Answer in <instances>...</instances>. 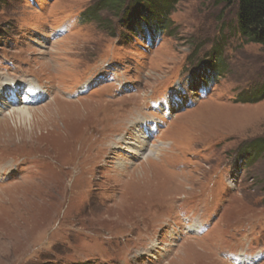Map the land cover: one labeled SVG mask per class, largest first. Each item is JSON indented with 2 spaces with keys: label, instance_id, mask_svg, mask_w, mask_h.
<instances>
[{
  "label": "rangeland",
  "instance_id": "374dc122",
  "mask_svg": "<svg viewBox=\"0 0 264 264\" xmlns=\"http://www.w3.org/2000/svg\"><path fill=\"white\" fill-rule=\"evenodd\" d=\"M98 1L0 0L34 115L0 91V264H264V46L236 4ZM138 118L148 160L109 145Z\"/></svg>",
  "mask_w": 264,
  "mask_h": 264
},
{
  "label": "bare ground",
  "instance_id": "6f19581e",
  "mask_svg": "<svg viewBox=\"0 0 264 264\" xmlns=\"http://www.w3.org/2000/svg\"><path fill=\"white\" fill-rule=\"evenodd\" d=\"M5 82L6 81H2L0 83V91L3 88H5V87H6L5 89H7V90L11 89V90H10V95L9 96H4V97H7V99L3 100L2 104L3 105H10L11 107H13V109L11 111H9L6 116H10L11 114L15 113L14 116L19 121V123L20 122H28L26 117L30 116V118H31L32 115H33V111H30V109L25 107L24 104L21 105V102L17 101V98H16L17 95L15 94L16 93V89H15L16 86L14 85V83L11 84V83H5ZM36 87L37 86H35L33 84H30V83L26 86L27 89L24 92V96H23V98H24L23 100L24 101L23 102H26L30 97H35L36 98L37 95L40 96L39 92L36 89ZM1 97L2 96L0 95V98ZM163 108H165V107H163ZM38 117H41V115L38 116ZM6 119H10V118L7 117ZM138 119H140V122L138 121ZM138 119H136V122L139 123L138 125L136 124V122H134L135 125L132 126L133 129L131 127H129L130 133L133 134L131 139H130V136L126 137V134L128 132H125V134L123 136H119L116 140L114 138L109 145H115L114 144L115 141H116V145H118L122 141H124L126 144H135L136 145L135 149H134L135 154L138 155V154L141 153V155H142L143 152L146 151L147 154H146L145 160H148L151 157L157 156L162 148L158 147V146H150V148H146V143H147V141H146V133L147 132L151 133V128L147 127L146 123L147 122L151 123V122H154V121L153 120H151V121L148 120L147 121V120H143L141 118H138ZM153 124H155V123H153Z\"/></svg>",
  "mask_w": 264,
  "mask_h": 264
},
{
  "label": "trees",
  "instance_id": "16d2710c",
  "mask_svg": "<svg viewBox=\"0 0 264 264\" xmlns=\"http://www.w3.org/2000/svg\"><path fill=\"white\" fill-rule=\"evenodd\" d=\"M225 5H237L236 28L239 35L245 42H252L264 46V0H219ZM113 5L120 7L121 4L115 0H99L95 5L96 9L100 6ZM91 8L90 12L94 11ZM253 102L258 101L251 100ZM253 146L261 153L264 152V139L254 140Z\"/></svg>",
  "mask_w": 264,
  "mask_h": 264
}]
</instances>
